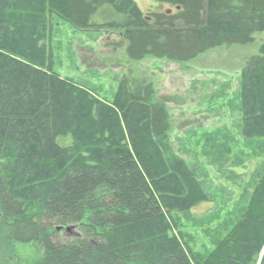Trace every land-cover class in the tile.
<instances>
[{
  "label": "trees",
  "instance_id": "trees-1",
  "mask_svg": "<svg viewBox=\"0 0 264 264\" xmlns=\"http://www.w3.org/2000/svg\"><path fill=\"white\" fill-rule=\"evenodd\" d=\"M155 1L179 10L0 0V264H264V171L211 249L187 240L181 216L205 218L213 199L168 140L167 104L180 97L158 95L134 65L253 44L264 0ZM55 20L121 35L101 56L77 50L89 67L124 68L111 102L54 70ZM238 98L241 137L264 141V41L244 57ZM17 244L40 252L26 262Z\"/></svg>",
  "mask_w": 264,
  "mask_h": 264
},
{
  "label": "rangeland",
  "instance_id": "rangeland-1",
  "mask_svg": "<svg viewBox=\"0 0 264 264\" xmlns=\"http://www.w3.org/2000/svg\"><path fill=\"white\" fill-rule=\"evenodd\" d=\"M134 1L145 13L179 10V6L155 0ZM120 37L117 31L78 30L68 22L55 20L50 39L54 70L93 96L111 102L124 68L89 67L77 50L86 47L101 56L108 51L107 43ZM263 41L264 32L255 34L253 44L213 48L188 61L148 56L134 63L158 95L180 97L178 104H167L172 120L168 140L176 155L192 165L215 207L205 218L181 216L179 221L187 240L201 253L212 248L222 224L235 220L241 201L264 171V141L241 137L238 98L244 57L257 52ZM206 208L199 206L196 212ZM16 249L26 262L40 252L36 244H17Z\"/></svg>",
  "mask_w": 264,
  "mask_h": 264
},
{
  "label": "water",
  "instance_id": "water-1",
  "mask_svg": "<svg viewBox=\"0 0 264 264\" xmlns=\"http://www.w3.org/2000/svg\"><path fill=\"white\" fill-rule=\"evenodd\" d=\"M72 228H73V226H68V227L66 228V230L69 232V231H71ZM57 229H60V227H58Z\"/></svg>",
  "mask_w": 264,
  "mask_h": 264
}]
</instances>
